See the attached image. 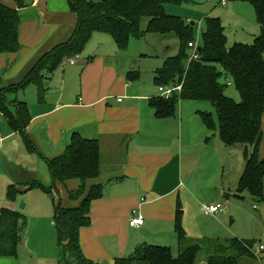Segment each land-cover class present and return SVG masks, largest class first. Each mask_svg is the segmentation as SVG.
I'll return each mask as SVG.
<instances>
[{
  "label": "crops",
  "instance_id": "crops-1",
  "mask_svg": "<svg viewBox=\"0 0 264 264\" xmlns=\"http://www.w3.org/2000/svg\"><path fill=\"white\" fill-rule=\"evenodd\" d=\"M0 1L17 9L20 16L19 50L0 56V87L8 88L20 84L44 55L72 37L78 17L68 0H23L21 9L15 0ZM257 26L259 31L251 36L250 44L261 33L258 23ZM92 37L99 47L108 45V51L90 50L66 59L53 75H46L41 84L30 83L18 92L7 93V98L26 103L31 121L25 132L47 159L63 154L73 133L99 141L100 176L88 181L87 187L103 185V197L92 204L91 226L80 230L81 246L88 259L98 264H115L116 258L131 256L138 247L128 254L125 246L122 249L119 246V240L124 243L133 230L138 231V245L172 247L170 239L174 238L178 249L175 214L179 199L188 196L191 200L194 198L195 203L202 202V211L208 218L225 214L229 198L234 194L224 181L227 157L241 153L245 166L244 149L226 146L221 139L223 145L216 144L219 133L214 132L211 137L213 132L205 127L199 115L204 110L206 114L211 111L205 102L181 100L174 117L157 118L150 105L151 100L161 97L155 73L151 84L138 83L141 75L138 81L129 82L127 75L137 70L127 54L116 53L115 42L109 35L94 33ZM71 60H75V64L72 65ZM188 102L195 106H187ZM4 122L0 118V123ZM11 144L18 150H26L27 146L23 136L12 131L6 140H0V158L3 148L9 155L2 164L11 168L9 174L5 170L0 174V192L4 191L0 211L7 207L18 211V203L7 199L10 186L21 184L25 187H16L23 191L39 179L34 169H29L30 165L24 162L28 160L36 165L37 160L26 151L9 148ZM15 153H22L21 159ZM42 178L41 182L50 186L48 178ZM79 185V181L59 185L64 206L78 204L69 200L68 192ZM200 198L222 203L225 209L216 215H206V203ZM44 200L47 204L45 198L41 203ZM53 209V206L48 208L49 221L54 218ZM134 210H140L145 218V224L139 229L129 225ZM183 214V224L188 226L184 209ZM40 221L43 220L40 218ZM53 229L56 233L54 220ZM216 239L230 238H212ZM20 247L21 244L19 251ZM30 255L34 258V254ZM17 258H0V264H18L14 261ZM240 264H264V251L256 260L245 258Z\"/></svg>",
  "mask_w": 264,
  "mask_h": 264
},
{
  "label": "trees",
  "instance_id": "trees-1",
  "mask_svg": "<svg viewBox=\"0 0 264 264\" xmlns=\"http://www.w3.org/2000/svg\"><path fill=\"white\" fill-rule=\"evenodd\" d=\"M15 1L19 9L24 7L23 0ZM68 1L78 17L72 37L44 55L20 84L0 87V115L12 132L23 136L29 151H37V148L25 132L31 121L28 108L24 102L9 101L7 93L18 92L30 83L41 84L46 75H53L66 59L81 55L94 33L109 35L119 50H126L131 37H143L141 25L144 19H149L148 33L161 36L174 33L180 41L179 54L169 58L155 72V82L159 87L180 86L181 92L174 93L170 99L160 97L151 100L156 117H174L181 100L210 102L216 109L217 121L211 114L200 113L205 127L211 132L217 130L226 146L244 147L245 166L237 193H247L264 202V155L260 154L264 119V0H242L251 3L261 27V33L253 44L235 43L228 48L226 29L221 19L207 17L202 35L203 46L199 48L200 58L191 63H187V49L189 43L194 42L195 25L168 15L166 10L167 5H181L187 0ZM19 25L18 10L0 1V56L18 52ZM224 76L232 79L240 94V103L225 94L227 86L221 82ZM139 78V72L127 75L129 82H136ZM100 162L99 141L73 133L63 154L46 159L53 180L51 188L37 181L27 185L23 191L13 185L8 188L7 199L11 203L19 195L34 189L43 190L54 201L55 192L59 195L57 186L69 181L80 182L76 190L68 192L69 200L77 205L64 206L61 198L54 204L57 264H98L85 256L80 230L91 226L92 204L103 197V185L87 187L88 181L100 176ZM182 222L183 209L178 202L175 214L177 256L170 247L143 244L131 256L116 258L115 264H197L203 250L208 253L204 264H240L245 258L255 260V242L237 238L195 241L187 235ZM27 226V218L18 211L10 207L1 209L0 258L18 257L21 235Z\"/></svg>",
  "mask_w": 264,
  "mask_h": 264
},
{
  "label": "rangeland",
  "instance_id": "rangeland-1",
  "mask_svg": "<svg viewBox=\"0 0 264 264\" xmlns=\"http://www.w3.org/2000/svg\"><path fill=\"white\" fill-rule=\"evenodd\" d=\"M226 5L224 6L221 0H187L181 5H167L166 10L168 11V15L176 16L189 22V24L195 25L193 41L198 42L199 48L203 46L202 35L205 29L204 21L207 17L221 19L227 31L226 36L228 37V48H231L235 42H242L244 44L249 43V45H251V36L257 34L259 31L253 6L251 3L242 0H227ZM148 22L149 19H144L142 22L141 33L143 34V37L139 39L131 37L126 50H119L115 43L117 48L116 53L127 54L131 59L134 68L141 75L138 83L143 84H151V82H153V73L161 69L169 58L177 56L180 52V41L176 34L173 33L166 39H161V35H154L147 32ZM97 49L108 51V45L102 44V47H99L95 38L93 39L92 37L84 48L83 53H87L90 50L95 51ZM187 53L190 57L194 53V50L187 49ZM186 64L187 63H185V66ZM221 82L227 86L225 88V94L236 103H240L241 97L232 79L229 76H224ZM204 104H208L207 106L211 107L212 112L210 111L208 113L212 114L217 121L215 107L210 102H205ZM188 105L192 104L188 102L187 106ZM178 107L179 104L177 105V110ZM204 111L203 113H205ZM0 118L5 121L4 123H0V140L4 141L7 139L11 131L6 120L2 116H0ZM262 128L264 132V121ZM214 132L218 131H213L211 137L216 134ZM215 140H217L216 144L223 145V143L220 142V138ZM9 146V148H15L13 144ZM242 146L243 145H236L234 147L238 150L240 148L243 149L244 147ZM14 150H18V147ZM18 151H26L28 156L37 160L36 165L32 161L25 160L24 162L27 163L28 166L30 165L29 169H34L33 173H37L39 177L37 181L40 184L48 189L51 188L53 180L46 164L47 158L44 157L39 150L34 152L29 151L27 146L26 150L19 148ZM2 154L3 156L0 158V174L3 173V170H5L6 174H9L11 168L2 164L4 157L6 160L9 159L6 149L3 148ZM17 154L18 153H15V155ZM260 154L264 155V134ZM21 155L23 154L19 153L17 157L21 159ZM16 163L19 164L17 161ZM227 163V176H224V181L226 185L231 187L232 191H234V194L229 198L230 202L228 204L227 212L219 217L208 218L202 211V202L197 200V203H195L194 198L191 200L190 197L183 196L182 200L179 199V202L183 207L184 212L186 213L187 211L186 218L188 221V226H184L182 222L183 228L187 234L197 240H204L206 238L212 239L216 237L230 239L237 238L239 240L255 242V248H258L259 245L264 246V202H258L247 193H237L238 184L244 168L243 154L238 152L231 154L227 157ZM13 168L17 169L16 167ZM42 177L48 178L50 186H46L45 183L41 182L43 179ZM14 186L21 188L25 187L21 184L15 183ZM57 191L59 193L61 192L59 186H57ZM180 193L181 195L183 194L182 191ZM3 195L4 191L0 192V199ZM43 198L47 200V204L45 200L41 203ZM60 198L61 196L55 192V200L53 201V198L41 189L31 190L24 194L23 197L18 196V199L15 201L18 203L17 210L28 220L27 229L21 235L22 241L19 256L17 260H14L18 262V264H57L56 259L58 250L56 233L53 229L54 218L53 220H48V208L50 209L51 206L54 207V204L57 203ZM201 200L206 203V206L216 204L213 200H210L209 202L203 199ZM254 206H256V208H254ZM52 213L54 212L52 211ZM40 218L43 221H40ZM137 234L138 231L133 230L129 233L127 240H124V243L120 239L119 246H121V249L125 246L124 250H127V253L131 254L135 248L143 245H138L139 240ZM131 236H134L135 238L132 239ZM170 241L173 248L170 246L165 247L172 248L174 256H177L178 249H176L175 246V239L171 238ZM30 253L34 254V258L29 257ZM261 253H259V255H261ZM259 255L255 254V260L259 258ZM207 256V251L203 250L198 256L197 264H203Z\"/></svg>",
  "mask_w": 264,
  "mask_h": 264
},
{
  "label": "built area",
  "instance_id": "built-area-1",
  "mask_svg": "<svg viewBox=\"0 0 264 264\" xmlns=\"http://www.w3.org/2000/svg\"><path fill=\"white\" fill-rule=\"evenodd\" d=\"M222 4L225 6L227 3V0H221ZM189 49H193L194 53L188 58L187 63H191L195 60H199L200 58V52H199V47H198V42H191L189 43ZM72 65L75 64V60H71L70 62ZM159 90L161 92V97L164 99H170L174 93H180L181 92V87H175V88H169V87H163L160 86ZM121 101V100H119ZM225 209L224 205L222 203H216L214 205H209V206H205L204 207V211L206 215H216L219 214L221 212H223ZM145 224V218L144 215L142 214V212L140 210H134L133 211V215L130 218L129 221V225L131 228L134 229H139L141 228L143 225ZM262 251H264V246L259 245L258 248L255 249V254L259 255V253H261Z\"/></svg>",
  "mask_w": 264,
  "mask_h": 264
},
{
  "label": "water",
  "instance_id": "water-1",
  "mask_svg": "<svg viewBox=\"0 0 264 264\" xmlns=\"http://www.w3.org/2000/svg\"><path fill=\"white\" fill-rule=\"evenodd\" d=\"M193 26H194V24H192ZM22 208H24V207H22Z\"/></svg>",
  "mask_w": 264,
  "mask_h": 264
}]
</instances>
